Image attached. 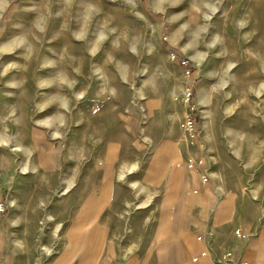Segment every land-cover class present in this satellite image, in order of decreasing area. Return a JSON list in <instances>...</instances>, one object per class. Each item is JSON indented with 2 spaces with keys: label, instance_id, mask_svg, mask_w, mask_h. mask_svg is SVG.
<instances>
[{
  "label": "rangeland",
  "instance_id": "374dc122",
  "mask_svg": "<svg viewBox=\"0 0 264 264\" xmlns=\"http://www.w3.org/2000/svg\"><path fill=\"white\" fill-rule=\"evenodd\" d=\"M0 5L7 264H165L168 184L146 176L164 143L191 148L197 179L234 194L241 222L264 219V0Z\"/></svg>",
  "mask_w": 264,
  "mask_h": 264
},
{
  "label": "crops",
  "instance_id": "0c3cea01",
  "mask_svg": "<svg viewBox=\"0 0 264 264\" xmlns=\"http://www.w3.org/2000/svg\"><path fill=\"white\" fill-rule=\"evenodd\" d=\"M164 144L169 146L171 156L166 160L161 154H157L156 151L163 144L159 145L154 151L146 175L159 183L165 178L168 184L167 192L162 196L166 201L159 204V210L168 213L161 231L163 239L159 242L163 254L159 258L165 264H173L179 260L181 264H225L224 255L227 251L231 254L227 264H264V219L257 226L255 222H241L236 215L238 204L234 194L207 187V182L202 183L197 179L198 170L186 168L187 160L194 154L191 148L189 150L185 145V150L181 151L175 149L173 143ZM109 146L115 147L113 162L118 149L115 145ZM176 160L180 162L173 169ZM74 225L79 226L77 213L74 214L72 227ZM234 231H239L243 238L233 235ZM187 237L195 242L191 250L186 246ZM3 245L0 232V256L4 264H7V256L1 252ZM121 258L133 260L143 256L132 253ZM194 258L197 259L196 262H192ZM167 260H172V263Z\"/></svg>",
  "mask_w": 264,
  "mask_h": 264
},
{
  "label": "built area",
  "instance_id": "2783aa9c",
  "mask_svg": "<svg viewBox=\"0 0 264 264\" xmlns=\"http://www.w3.org/2000/svg\"><path fill=\"white\" fill-rule=\"evenodd\" d=\"M181 64H184V63L182 62ZM186 74H188V71H186ZM186 99H187V98H186ZM179 126H180L181 131H182L186 136H188L189 139H190V141H191V139L194 138V135H193V133H192V132H193V129H194V122H193V119H191V118L189 117V115L186 113V114L184 115L183 119L181 120ZM185 166H186L187 169H193V168L196 166V164H195V162H194L193 160H187ZM200 181H201L202 183H205V182L208 181V178L204 175V176H202V177L200 178ZM5 210H6V208H5L4 202H3V201H0V216L3 215V214L5 213ZM235 236H236L237 238H243V235H242L239 231H235ZM225 257H227V261H230V259H231V254L227 252V253H225V255H224V258H225ZM196 260H197V259L194 258V259L192 260V262H196ZM0 264H4V260H3V258H2L1 256H0ZM241 264H245V263H241Z\"/></svg>",
  "mask_w": 264,
  "mask_h": 264
},
{
  "label": "bare ground",
  "instance_id": "6f19581e",
  "mask_svg": "<svg viewBox=\"0 0 264 264\" xmlns=\"http://www.w3.org/2000/svg\"><path fill=\"white\" fill-rule=\"evenodd\" d=\"M5 1H6V0H4L3 2H0V3H3V4H4ZM128 1H130V0H128ZM0 7H1V5H0ZM1 8H2V7H1ZM195 8H196V7H195ZM86 10H87V9H86ZM93 10H94V9H93ZM85 12H86V11H85ZM39 19H40V18H39ZM37 20H38V19H37ZM40 20H41V19H40ZM34 26H35V25H34ZM38 26H39V25H38ZM38 29H39V28H38ZM78 36H79V35H78ZM43 63H44V62H43ZM208 93H209V92H208ZM80 95H81V94H80ZM185 95H187V94H185ZM77 96H78V95H77ZM200 98H201V97H200ZM199 100H200V99H199ZM2 111H3V110H2ZM2 111H1V112H2ZM0 125H1V121H0ZM1 126H2V125H1ZM7 130H8V129H7ZM1 131L3 132V129H2ZM1 131H0V132H1ZM55 136H56V134H55ZM2 137H3V136H2ZM2 137H1V138H2ZM9 137H10V136H9ZM1 138H0V144L7 145L8 143L12 142L10 139L7 140V139H5V138H4V139H1ZM6 138H7V137H6ZM11 223H12V222H11Z\"/></svg>",
  "mask_w": 264,
  "mask_h": 264
}]
</instances>
